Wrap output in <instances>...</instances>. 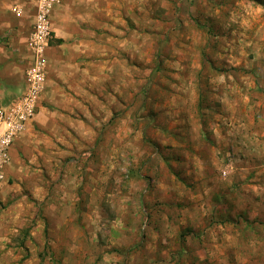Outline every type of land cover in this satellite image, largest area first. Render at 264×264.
Segmentation results:
<instances>
[{"label": "rangeland", "instance_id": "obj_1", "mask_svg": "<svg viewBox=\"0 0 264 264\" xmlns=\"http://www.w3.org/2000/svg\"><path fill=\"white\" fill-rule=\"evenodd\" d=\"M188 2L150 101L0 200V264H264V0Z\"/></svg>", "mask_w": 264, "mask_h": 264}, {"label": "crops", "instance_id": "obj_2", "mask_svg": "<svg viewBox=\"0 0 264 264\" xmlns=\"http://www.w3.org/2000/svg\"><path fill=\"white\" fill-rule=\"evenodd\" d=\"M36 2L0 0V43L4 39L9 45H0V103L25 89L24 76L33 57L27 41ZM187 3L181 0L183 6ZM173 4V0H60L52 8L53 38L46 50L44 89L35 117L10 150L0 200L16 197L22 187L30 188L32 180L44 188V176L58 170L64 153L95 139L97 127L101 130L100 125H107L119 110L150 101L149 78L157 50L165 45L160 29L169 11L164 9ZM135 99L140 104L131 106ZM184 134L177 136L181 139ZM169 140L175 139L164 136L161 142ZM228 173L225 168L223 175ZM10 179L13 184H8ZM1 221L5 219L0 215ZM14 230L0 226L5 244Z\"/></svg>", "mask_w": 264, "mask_h": 264}, {"label": "built area", "instance_id": "obj_3", "mask_svg": "<svg viewBox=\"0 0 264 264\" xmlns=\"http://www.w3.org/2000/svg\"><path fill=\"white\" fill-rule=\"evenodd\" d=\"M59 2L37 0L35 20L27 41L33 57L25 72V89L10 101L0 103V184L5 181V168L16 138L37 113L38 99L46 80V50L53 38L50 13ZM18 11L20 14L21 9Z\"/></svg>", "mask_w": 264, "mask_h": 264}]
</instances>
